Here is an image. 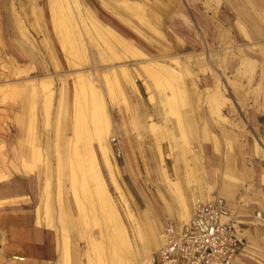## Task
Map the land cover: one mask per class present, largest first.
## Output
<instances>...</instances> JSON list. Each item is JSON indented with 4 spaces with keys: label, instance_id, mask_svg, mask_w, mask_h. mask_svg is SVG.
<instances>
[{
    "label": "rangeland",
    "instance_id": "374dc122",
    "mask_svg": "<svg viewBox=\"0 0 264 264\" xmlns=\"http://www.w3.org/2000/svg\"><path fill=\"white\" fill-rule=\"evenodd\" d=\"M87 1L89 0H82L83 4H88ZM90 1L92 2L90 5L96 7L106 22L119 27L123 23L121 18L124 17L130 19L144 32H148L153 39L159 38L155 32L141 24L139 18L131 16L129 12L117 8L120 13H116L111 8L100 6L96 0ZM151 1L153 0L140 2L144 12L153 13L152 18L157 12L149 8ZM204 1L192 0L201 4L204 11L212 13V8H217L224 0H220L219 4L215 3V0H207L212 4L211 9L206 7ZM110 3L113 6L117 4L115 0H110ZM180 4L187 16L191 19V14L200 25L195 13L192 12V4L188 0H180ZM49 7L48 0H0V179L2 178L0 183L14 179L24 180L32 186L33 197L29 198L31 194L27 192L26 206L36 212L38 224L54 232L57 264H100L99 261L111 264L108 257V240L105 239L111 230L110 216L92 195L95 191L94 182L87 181L78 167L76 168L75 148L83 149V141L85 142V139L92 141L94 135L93 117L86 108L92 101L95 105L99 103L96 106L98 112L103 109L104 114L108 116L107 121L111 125L109 134L116 140H112L111 147L118 165L124 197L130 208L141 211L146 208L148 201H151L156 222L161 221L163 227L169 220L176 225L181 224L184 222L182 206L168 183V178L177 180L181 177L182 188L184 183L185 192L193 193V203L198 200L205 201L212 196L222 197L228 202L236 220L247 212L255 214L258 211L264 212V126L256 121V117L264 116V112L253 106L255 101H264V76L260 74L258 68L254 69V66L249 68L244 64L240 72L229 68L225 70V74L233 78L238 85L229 87L227 92L229 100L221 105L219 113L209 106L210 103L205 97L194 100L189 91L182 93L184 99L179 93L170 101H164L162 108L161 92H167V87L166 89L159 86L154 89L151 83L153 92L150 98L148 90L140 80H137L138 93L125 80L110 79L113 82L107 83L104 74L99 73V70L107 71L113 64L125 60L110 59V53L98 55V49L92 44L86 30L79 26L75 28L74 20L71 21L67 16L61 15L60 21L64 27L66 26L64 29L69 38L64 52L56 36L52 10ZM259 9L264 14V7ZM156 15L178 18L180 14L176 11L165 13L161 10ZM156 15L153 17H157ZM75 22L78 23L77 19ZM70 27L74 31L78 28L80 34L77 31L72 34ZM161 29L163 32H170L167 28ZM225 46L226 43L217 46V54L222 64L227 59ZM76 50H80V53ZM125 62L135 72L134 67H138L136 61ZM82 70L88 71V77L92 79L97 91L92 96L89 93L83 97L79 94L77 98L78 95L72 90V82L76 80L75 75ZM194 70L198 76H194L193 79L198 81L202 71ZM93 74L97 82L92 78ZM250 74L254 79L248 84L247 77ZM41 78L44 80L47 78L46 84L44 86L39 84L40 87L34 92H27L29 82ZM185 79L187 89L191 84L189 78ZM181 99L186 100L188 104ZM74 102L79 107L83 106L81 112L74 108ZM171 106L173 110L176 108L178 113L171 111ZM174 114L177 115L176 118ZM150 119L162 127L159 130L150 129L148 127ZM177 120H181L185 125L181 128ZM190 122L193 124L191 127ZM85 129L86 134L88 132L92 135L90 138L88 135L83 138ZM78 136H81L80 139ZM161 136L164 137L163 140ZM155 137L161 141L156 143ZM75 142L80 145L82 143V146L76 147ZM92 143L99 156L101 169L103 168L106 188L123 213L125 203L109 179L96 149L95 139ZM255 143H258V150L254 148ZM29 166H33L34 171L30 170ZM71 166L76 168L75 174L71 173ZM220 188L229 192L228 195L215 192V189ZM148 215L150 218V214ZM149 218L145 220L148 221ZM242 219H250L253 222L243 223L249 229L242 252H246L248 256L243 257L244 260L239 264H264V224L254 218ZM125 221L128 224L126 218ZM134 241L132 240L133 243ZM159 241L157 247L162 242ZM94 244L97 249L94 248ZM100 251L103 254L105 252V255ZM65 256H68V261H65ZM153 256L155 259L153 262L157 264V251ZM236 262L233 264H237Z\"/></svg>",
    "mask_w": 264,
    "mask_h": 264
},
{
    "label": "bare ground",
    "instance_id": "6f19581e",
    "mask_svg": "<svg viewBox=\"0 0 264 264\" xmlns=\"http://www.w3.org/2000/svg\"><path fill=\"white\" fill-rule=\"evenodd\" d=\"M48 1L50 3L49 8H51V10H52L55 33H56V36H57V38L61 44V48L64 50V52H65V48L67 47L66 46L67 42H68L67 39H69V38H68L67 33L65 32L66 30L64 29L66 26L64 27L63 22L60 21V19L62 18L61 15L67 16L68 19H70L71 21L74 20L73 25L75 28L77 26H79L81 29L86 30L85 32H87L89 34V37H90L91 41L93 42L92 44L98 49V55L103 56V53H110V56H109L110 59L116 58V59H121V60H125V61H130V60L136 61L138 67L137 66L134 67L135 72H133L132 69H130L131 66L129 68V66L127 65V63L125 61H119L117 64H113L111 67H109V69L107 71H100L99 70V73L104 74V76L103 75L102 76L107 81V83L111 82L110 79H113V81L125 80V81H127V84L129 83L130 86H132V88L135 91H137V93H138L139 88H138L137 80H140L144 84L146 89L148 90V92L150 94V98H152V92H153L151 90L152 89L151 83L153 84L154 89L158 88L159 86L160 87L163 86L164 88L167 87L168 88L167 92L166 91L161 92L162 97H161L160 102H161L162 108H164L163 107L164 101H170L176 94L179 95V93H181V96H182L183 92L189 91L191 93L190 95H192L194 100L195 99L200 100L203 97H205L206 100L210 103L209 106H211L213 109H215L218 112V111H220L221 105L224 103H227V101L229 100V98L227 97V92H229V87H231V86L237 87L236 85H238L235 80L230 79V78H226L223 74L220 73V71L216 67V66L219 67V65L222 64L221 59L219 58V56L217 54V46H214L210 41H206L199 34V26L195 23V21H193L192 18L190 19L187 16V14L181 8L179 0H153V1H151L150 7H149V8H151V10H153L154 12H157V13H158V11L161 12V10H163L166 13V11H171L172 7L173 8L176 7V10L181 12L180 15H181V19L184 22L183 24L185 26H187L188 29H194L196 41H193L191 43V47H192L191 50L185 51L183 49L184 51L177 52V53L171 52V46H170L169 42L166 41L167 37L165 36V31L163 32V30L161 29V28H163V25L167 24V23H165V15H163V16L160 15L161 16L160 17V16H157L156 15L157 13H156L153 16L156 15L157 17L152 16V18H151V15L153 13L144 12L145 10H144L143 5L141 3L143 0H118V1L115 0L117 3L116 5H114L115 7L110 3V0H96V1L100 6H102L104 8H108V9L111 8V10H113L116 13H120L119 9H122V10L129 12L131 16H136L137 18H139L141 24H144L147 28H149L150 30L155 32L159 38L153 39L151 36H149L148 32H144L135 23H132V21L130 19H126L124 17L121 18L123 20V23L120 24L119 27L115 26V24L113 25L110 22H106L99 15V12L97 11V9L94 5L83 4L82 0H48ZM205 2L209 3V1H207V0ZM147 3H148V1H147ZM117 8H119L118 9L119 11L117 10ZM159 9H161V10H159ZM75 19H77L78 23L75 22ZM238 27H239V25H238ZM195 28H196V30H195ZM149 29H148V31H150ZM240 29L244 30L245 28H243V26L240 25ZM77 30H78V28H77ZM68 31H70V29H68ZM76 31H74V29L71 28L72 34H73V32H76ZM78 34H80V33L78 32ZM244 37H247L249 39L248 35H246V36L244 35ZM180 41L183 43L182 40H180ZM231 42H232V39L229 37L228 41L226 42V46H225L226 58L229 57V53L231 51V48L233 47ZM75 43H76V41H75ZM138 44L144 46V48L143 49L140 48V46ZM250 44H252L257 49L259 48L261 50L262 56L260 59L258 71L260 72V74L262 76H264V41L251 42ZM82 46L84 47V45H82ZM197 46H199V48H197L198 50L196 49ZM75 49H76V47H75ZM78 51L80 53V50H78ZM68 55L69 54L67 53V56ZM246 60H248V62H247V64L245 63V65L249 68L252 67L253 65L250 63L251 62V61H249L250 59H246ZM241 62H242V60L240 61V64H241ZM195 65H203L204 66V67H201L200 70L202 72H205V74L210 75V77H211V83L210 84L201 86L200 83H198V81L195 80V78L193 79L194 76H198L196 74V72L195 73L193 72V70H194L193 68H195ZM132 68H133V66H132ZM85 71L82 70L79 73H77L75 75L76 80H73V82H72V84H73L72 90H73V93L75 95H78L77 98L79 97V94L82 95V97L86 93L87 94L89 93L92 96L97 91L96 86H94L92 83V79H90V77H88V74H87L88 71L87 72H85ZM91 76H92V78H95L94 74ZM185 77L190 79L191 86L188 87L189 90H188V88L186 89V87H185V85L187 86V84H184V83H186V82H184V80H186ZM46 80H47V78H46ZM46 80H44V78L37 79V80L32 79V81L30 80L31 83L29 82V84L27 86V88H28L27 92L28 91L34 92V90H36V88L40 87V85L44 86V84H46ZM95 82H97L96 78H95ZM161 90H163V89H161ZM48 91H50V90H48ZM44 92H45V90H44ZM35 93H36V91H35ZM52 93L53 92H51V94ZM21 94H22V92H21ZM66 95H67V93H66ZM186 95H185V97H186ZM182 97L184 99V96H182ZM159 99H160V97H159ZM187 99H188L187 101H189V97ZM150 101L152 102L153 100L151 99ZM181 101H184V100L181 99ZM92 102H91L90 106H88V105L86 106V108L89 109V111L93 117V124H94L93 134L94 135L92 137V141H93V139H95L96 149L100 155L102 164H103L106 172L108 173L109 179L111 180V183L114 186V189L116 190V192L119 194V196L121 197V199L125 203L124 204L125 207H123V213L118 209L114 199L111 196V193H109V191L106 188V180H105V177L102 173L103 168L101 169V164L99 162L100 159H99V156H97L96 150L94 148V145H93L91 139L90 140L85 139V142L83 141V143H84L83 149L81 147H78L81 149H77L74 146L73 147L75 148V152H76V159H77V161L75 160L77 163L76 168L78 167V169L81 171V173H83V175L87 178V181L91 180L92 182H94L95 191L93 192L92 195L95 198H97V201L99 202V206L104 211H106L107 214H109V216H110L111 230L106 234L107 236L105 238L108 240L107 241V245H108L107 249L109 251V256H108L110 258L109 261H111V264H153V259H154L153 253H155L156 251L158 252V249H159V246L157 247L156 245H157L159 240L162 241L163 224L161 221L156 222L154 220L153 208L151 207V204L149 201H148L146 208L141 210V211H139L135 208L132 209L127 205L126 199H125L124 193H123V188L120 184V175H119L118 165H117V162H116L115 157L113 155V150L111 147L113 144L112 140L113 141H116V140L114 139V137H112V135L109 134L110 133L109 127L111 125L107 121L108 116H106L104 114L105 110H103V109L100 110L99 112L97 111L96 106H98L99 103L98 104L96 103V105H95ZM172 104H174V101L172 102ZM181 104H182V102H181ZM187 104H188V102H187ZM177 106L180 107V105H177ZM82 107L77 106L76 103L74 102V108L77 110V112L78 111L81 112ZM126 107L128 108V106H126ZM172 107L173 106H171V109H172L171 111H177L175 108L176 106L174 107L175 110H173ZM97 108H99V107H97ZM178 110H180V108ZM177 113H178V111H177ZM159 114H160V112H159ZM176 116L177 115H175V118H176ZM75 119H77V118H75ZM168 120L170 121V119H168ZM181 120H177V121H178L179 126L182 128L185 124L182 123ZM88 123L89 122H87V124ZM189 124H188L189 127H191L193 125L191 122ZM87 126H89V125H87ZM148 127L152 130H156V129L159 130V128L162 127V125L160 126L156 121H154L153 119H150V121L148 123ZM171 127H172V124H171ZM86 129L84 130V133H85V131H87ZM169 129H170V127H169ZM92 130H93V128H92ZM163 130H165V129L163 128ZM88 131H90L89 128H88ZM169 131H171V130H169ZM165 132H166V130H165ZM152 133H154V132H152ZM82 134H83V132H81V135ZM173 134H174V132H173ZM86 135H88L89 138H90V136H92V135H89V133L87 132V134L85 133L82 135L83 138ZM154 135H155V133H154ZM179 135H180V133H179ZM206 135H207V133H206ZM80 137L78 139H80ZM158 137H160L159 134H158ZM162 137L163 136H161V138ZM164 137H166V134ZM164 137L162 138V140L164 139ZM174 137L176 138V136H174ZM207 137H208V135H207ZM211 137H212V135H211ZM155 138L157 140L156 143H159V141H161L159 138H157V137H155ZM175 138H174V140H175ZM82 139L80 140L81 142H82ZM74 141H76V140H74ZM77 141H79V140H77ZM176 144H177V142H176ZM75 145L77 147V145L79 146L80 144H78V143L76 144V142H75ZM179 145L181 147V144H179ZM80 146H82V143ZM68 147L70 148V146H67V148ZM181 148L183 149V147H181ZM175 149H177V148H175ZM182 151H184V150H182ZM185 153H186V151H185ZM56 154H57V152H56ZM58 154H59V152H58ZM70 162L72 163V159ZM30 168H31L30 170H33V166ZM71 168H72L71 173H74L76 168L74 169V167H72V166H71ZM71 168H70V170H71ZM177 171H178V169H177ZM178 173H179V171H178ZM165 176H167V173ZM85 180H84V182H85ZM168 180H169L168 183L170 185V189L178 197V199L180 201V204L182 206L181 209L183 211L182 212V218L184 219V222H186L192 216L194 209L189 208V206L187 205V200L185 199V196L183 194L182 178L179 177V179H177V180L168 178ZM84 184H83V186H85ZM92 200H93V198H92ZM196 202L197 201H195V204H196ZM97 205H98V203H97ZM148 214H150V218L148 217L149 216ZM255 217L260 221H264V216L257 217V215L255 214ZM125 218L128 220V224H127V221H125ZM146 218H149V220L148 221L145 220ZM152 220H154V221H152ZM101 239H104V238L101 237ZM92 240H93V238H92ZM132 240H135L134 241L135 245L132 242ZM161 243H159V245H161ZM92 244H93V242H92ZM95 245L96 244H94V248L97 249V246L95 247ZM135 247H136V251H134ZM91 248L93 250V245ZM100 248L98 247V249H100ZM96 252H98V251H96ZM100 252L103 254L102 251H100ZM103 255H105V252ZM108 257H106V258L108 259ZM98 258L99 257H97V259ZM68 260H69L68 256L67 257L65 256V261H68ZM239 260H240V258H239ZM99 262H100V264H105L101 261H99Z\"/></svg>",
    "mask_w": 264,
    "mask_h": 264
},
{
    "label": "crops",
    "instance_id": "0c3cea01",
    "mask_svg": "<svg viewBox=\"0 0 264 264\" xmlns=\"http://www.w3.org/2000/svg\"><path fill=\"white\" fill-rule=\"evenodd\" d=\"M188 1L192 4V12L195 13L194 15L197 17L196 20L199 21L200 25H198L191 14L190 16L199 26V34L206 41H210L214 46H219L225 44L229 37L232 39L231 44L233 47L231 48L229 57L223 64H220L219 67L216 66L221 74L224 76L226 75V78L233 79L225 74V70L229 68L233 71L240 72V70H243L244 64L248 62L246 59H250L249 61H251L250 63L254 66V69L259 67L262 56L261 50L250 43L264 41V14L259 11V8L264 7V0H243L241 2L238 0H224L223 3H220V0H215V3L217 1L220 3L217 2V4H219L217 8H212V4L205 2V0L204 3L206 7L209 9L212 8V13H209L207 10L204 11L202 5L199 3L192 2V0ZM87 3L92 4L90 0L87 1ZM180 6L183 9L181 4ZM173 11L181 14L180 11L176 10V7H172L171 11L167 12ZM165 23L167 24H165L166 26L163 25V28L167 27L170 31H165V36L167 37L166 41H168L171 46V52L177 53L184 50H191V43L196 41L195 32L194 29H188V27L183 24L184 22L181 19V15H179L178 18H169L168 15H165ZM240 25L245 29H240ZM228 30L230 33H228ZM243 34L245 36L248 35L249 39L244 37ZM180 40H182L183 43ZM138 45L140 48H144V46ZM197 48H199V46H197L196 49ZM241 60L243 63L241 62L240 64ZM201 67L204 66L195 65V70L199 71ZM253 79L252 74H250L247 77L248 84H250ZM198 83H200L201 86L210 84V75L205 74V72H200ZM253 106L257 110L264 112V101H255ZM260 116L256 117V121L259 125L264 126V116ZM257 144H254L255 150L259 149ZM211 159H213V156ZM0 180H2V178ZM27 192L31 194L29 198H32L34 193L33 188L24 180L15 181L12 179L0 183V264H57L55 251L56 238L54 232L46 226L37 223L36 212L26 206L27 202L25 196H28ZM215 192L223 195H228L229 193L226 190L223 191L221 188L220 190L215 189ZM183 194L189 208L194 209V205L196 204L193 203V193L187 194L185 192L184 183ZM150 204L153 208L151 201ZM240 216L242 218L257 219L255 213L251 212L241 214ZM241 217L237 219V225L244 240H246L249 228L245 227L243 223H251L253 221L250 219H242ZM258 222L264 224V221L258 220ZM242 250L236 255L233 262L238 260L236 263L239 264L244 260L243 257L248 256V254L242 252ZM237 257L240 258V260Z\"/></svg>",
    "mask_w": 264,
    "mask_h": 264
},
{
    "label": "built area",
    "instance_id": "2783aa9c",
    "mask_svg": "<svg viewBox=\"0 0 264 264\" xmlns=\"http://www.w3.org/2000/svg\"><path fill=\"white\" fill-rule=\"evenodd\" d=\"M257 217L264 212H257ZM244 238L226 200L213 196L197 201L188 221L164 224L157 264H232ZM155 261V259H153Z\"/></svg>",
    "mask_w": 264,
    "mask_h": 264
}]
</instances>
